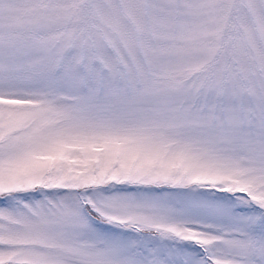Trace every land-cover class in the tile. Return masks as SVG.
Returning <instances> with one entry per match:
<instances>
[{
  "label": "snow or ice",
  "instance_id": "snow-or-ice-1",
  "mask_svg": "<svg viewBox=\"0 0 264 264\" xmlns=\"http://www.w3.org/2000/svg\"><path fill=\"white\" fill-rule=\"evenodd\" d=\"M0 264H264V0H0Z\"/></svg>",
  "mask_w": 264,
  "mask_h": 264
}]
</instances>
